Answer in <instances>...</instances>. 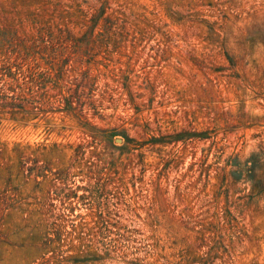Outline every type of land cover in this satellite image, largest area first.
I'll return each instance as SVG.
<instances>
[{
    "label": "rangeland",
    "instance_id": "rangeland-1",
    "mask_svg": "<svg viewBox=\"0 0 264 264\" xmlns=\"http://www.w3.org/2000/svg\"><path fill=\"white\" fill-rule=\"evenodd\" d=\"M0 264H264V0H0Z\"/></svg>",
    "mask_w": 264,
    "mask_h": 264
}]
</instances>
